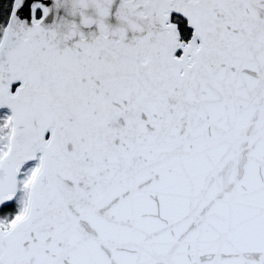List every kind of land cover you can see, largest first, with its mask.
<instances>
[{
    "label": "snow or ice",
    "instance_id": "6c2138e0",
    "mask_svg": "<svg viewBox=\"0 0 264 264\" xmlns=\"http://www.w3.org/2000/svg\"><path fill=\"white\" fill-rule=\"evenodd\" d=\"M0 264H264V0H0Z\"/></svg>",
    "mask_w": 264,
    "mask_h": 264
}]
</instances>
